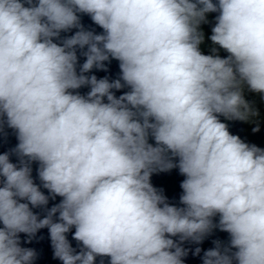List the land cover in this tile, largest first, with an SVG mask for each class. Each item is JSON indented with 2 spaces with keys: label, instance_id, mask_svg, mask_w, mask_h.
<instances>
[{
  "label": "clouds",
  "instance_id": "clouds-1",
  "mask_svg": "<svg viewBox=\"0 0 264 264\" xmlns=\"http://www.w3.org/2000/svg\"><path fill=\"white\" fill-rule=\"evenodd\" d=\"M209 13L226 57L200 50ZM110 59L119 78L87 75ZM245 86L264 98V0H0V131L18 141L0 154V264H34L20 235L45 228L62 264H185L214 229L228 244L202 264H264V148L220 120L259 115ZM172 169L182 206L151 183Z\"/></svg>",
  "mask_w": 264,
  "mask_h": 264
},
{
  "label": "water",
  "instance_id": "water-1",
  "mask_svg": "<svg viewBox=\"0 0 264 264\" xmlns=\"http://www.w3.org/2000/svg\"><path fill=\"white\" fill-rule=\"evenodd\" d=\"M218 15V13H209L207 14V22L200 24V30L204 34V41L199 46L200 50L203 54H218L222 58L226 57L228 54L223 50L220 49L218 45H213L211 40L209 39L211 33L212 27L215 25V17ZM81 23L83 24L84 28L86 30H92L96 33H102V29L99 28V26L95 25L91 18L88 15L82 14L81 15ZM76 29H72L69 32H62L61 33V40L63 38L69 37L74 34ZM61 40H56L55 42L60 43ZM215 48L217 51L216 53L212 52V49ZM77 55H78V65L77 70L79 71V66L82 65L85 61V57L81 55V50L77 49ZM107 71L97 70L93 69L92 72L88 73L87 75L95 74L97 78H104L107 77L110 81L115 80L119 78L120 76V69H119V62L110 59V62H105ZM89 87L85 86L79 89L78 91L82 95H86L89 91ZM129 89L124 88L120 90L119 92H116V95L119 96L125 91H128ZM115 91V90H113ZM220 120L222 122H225L228 124L229 131L231 134L238 135L244 142L249 144H255L258 147L264 148V125L260 124L257 116L251 118L249 121H239V120H225L223 116L220 117ZM257 125H259L260 130L258 132H254L253 128H255ZM150 142L154 143V141L150 138ZM18 143L16 134L14 130L7 127L5 124L3 127V131H0V154L4 152H9L11 149H13L16 144ZM11 160L14 163H17V157L15 155L11 156ZM37 164H33L32 168V177L34 179V182L37 185L41 186V191H43L46 195H48V192L46 189H43L41 182L38 178L37 174ZM184 179L182 175L179 174L178 169H172L168 172H157L154 173L151 177V183L154 187L157 189H162L163 194L168 198V202L170 204L176 205V206H182L179 203V198L182 195V189L180 187L181 181ZM61 200L60 197H56L55 200L49 199L48 205L45 207L40 208H34L32 209L34 213H37L41 218H43L46 213L47 209H50L53 205L59 203ZM54 220L57 219V217H53ZM214 222H218V217L215 218ZM74 232V229H72L68 234L67 237L74 249L78 252L81 248V245L72 239V233ZM21 238V244L23 247H29L33 248L37 252V259L35 260L34 264H62L61 261L54 258L53 255V248L51 246V240L50 235L48 232V229H40L34 238L31 239V242L28 241V237L25 234L20 235ZM178 240V238H174ZM214 240H220L223 244L227 245L229 241V236L227 233L219 231V229H214L213 232L207 236L204 241L197 245L192 243L191 241L185 242L182 246L186 249H189V254L187 257L184 258L185 264H202V256L203 252L209 248L214 247L213 241ZM196 247H200L202 249L199 256L193 255ZM104 260V264H109V258L107 257H97L96 264H100V260Z\"/></svg>",
  "mask_w": 264,
  "mask_h": 264
},
{
  "label": "flooded vegetation",
  "instance_id": "flooded-vegetation-1",
  "mask_svg": "<svg viewBox=\"0 0 264 264\" xmlns=\"http://www.w3.org/2000/svg\"><path fill=\"white\" fill-rule=\"evenodd\" d=\"M243 94L245 99L256 109L259 113L257 116L260 124L264 125V98L260 94L253 93L244 87Z\"/></svg>",
  "mask_w": 264,
  "mask_h": 264
}]
</instances>
